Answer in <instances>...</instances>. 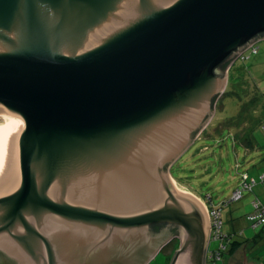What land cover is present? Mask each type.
<instances>
[{
    "label": "water",
    "instance_id": "water-1",
    "mask_svg": "<svg viewBox=\"0 0 264 264\" xmlns=\"http://www.w3.org/2000/svg\"><path fill=\"white\" fill-rule=\"evenodd\" d=\"M262 39L264 0H0V264H150L174 229L205 264L170 170Z\"/></svg>",
    "mask_w": 264,
    "mask_h": 264
},
{
    "label": "rangeland",
    "instance_id": "rangeland-1",
    "mask_svg": "<svg viewBox=\"0 0 264 264\" xmlns=\"http://www.w3.org/2000/svg\"><path fill=\"white\" fill-rule=\"evenodd\" d=\"M256 46L260 48L259 54L250 59L239 58L228 69V85L213 116L194 144L170 170V177L203 200L209 212L211 203L222 207L223 233L241 244L226 254L225 264H242L245 256L249 263L264 264V238L257 241L254 249L247 245L262 231V228L252 227L247 216L253 212L255 200L264 203V185L258 184L253 192H244L241 201L231 202L243 175L258 176L263 169L256 155L260 152L264 155V39ZM255 93L262 96L261 104L240 118L242 105L248 103ZM0 124L6 125L2 115ZM245 134L250 141L248 145L240 141ZM249 145H254V149ZM180 242L179 238H172L150 264H170ZM212 245L216 247V243Z\"/></svg>",
    "mask_w": 264,
    "mask_h": 264
},
{
    "label": "built area",
    "instance_id": "built-area-1",
    "mask_svg": "<svg viewBox=\"0 0 264 264\" xmlns=\"http://www.w3.org/2000/svg\"><path fill=\"white\" fill-rule=\"evenodd\" d=\"M258 46L252 45L241 53L238 57L241 59H249L251 56L258 54ZM238 58V59H239ZM237 59V60H238ZM248 175L243 176V182L239 189L234 191L232 195L231 202H238L243 198V192L251 190L252 185L255 181L252 179L250 183L247 182ZM260 181L264 182V175L260 177ZM210 243L206 253V264H223L225 253L228 249V244L230 242L229 237L223 234V221L221 218V208H212L210 212ZM247 221H249L254 228L264 226V206L259 201L253 202V212L247 216ZM212 243H218L217 248L211 246Z\"/></svg>",
    "mask_w": 264,
    "mask_h": 264
},
{
    "label": "trees",
    "instance_id": "trees-1",
    "mask_svg": "<svg viewBox=\"0 0 264 264\" xmlns=\"http://www.w3.org/2000/svg\"><path fill=\"white\" fill-rule=\"evenodd\" d=\"M258 48H259V46H258ZM259 52H260V48H259ZM259 52H258V54H259ZM257 55V54H256ZM254 56V55H253ZM250 59V58H249ZM231 63H232V61H228V62H226L222 67H221V69H220V74H221V76H223V75H225V73L227 72V70L229 69V67H230V65H231ZM218 101V96L214 99V111H215V109H216V102ZM261 102H262V96L260 95V94H258V93H255V96L248 102V103H246V104H243L242 105V108H241V112H240V118H242V116L243 115H245V114H247V113H249L251 110H253L255 107H257L258 105H260L261 104ZM264 129V128H263ZM199 133V131L195 134V136L197 135ZM246 135L247 134H245V136L244 137H242V138H240V141H244L245 142V144L246 145H248V144H250V141L248 142V140L249 139H246ZM250 146V149H254V145H249ZM245 174H247L248 175V179H247V182L248 183H250L251 182V180L253 179L254 181H255V184H253L252 185V189L251 190H248V191H245V192H253L254 191V188H255V186L256 185H258V184H264V182H261L260 181V177L261 176H263V175H261V176H259V177H257V178H255V177H252V176H250L249 175V173H245ZM244 174V175H245ZM243 175V176H244ZM242 181L240 182V186H241V183L243 182V177H242V179H241ZM239 189V188H238ZM244 193V192H243ZM241 201V200H240ZM256 201V200H255ZM239 202V201H238ZM263 206H264V204H263ZM216 206H214L212 203H211V209L212 208H215ZM216 208H221L222 209V207H216ZM249 222V221H248ZM250 223V222H249ZM251 224V223H250ZM252 225V224H251ZM253 227V226H252ZM257 228H262V231H261V233L259 234V235H257L258 237L254 240V241H249V242H247V244H250V246H251V248H253V247H255V245H256V243H257V241H260L261 239H263L262 237H263V234H264V226H260V227H257ZM163 229V226H157V227H155V231L156 232H159V231H161ZM223 230V229H222ZM173 233L175 234V235H179V231H178V229H174L173 230ZM224 234V233H223ZM225 235V234H224ZM225 236H227V237H229V239H230V242H229V244H228V249H227V252L225 253V256H226V254H230L231 252H232V250H233V247L234 246H237V245H241V244H237V243H235L234 241H233V237L232 236H230V235H225ZM253 245V246H252ZM211 246L213 247V245L211 244ZM218 247V243H216V247L215 248H217ZM229 247H230V249H229ZM253 251V250H252ZM225 256H224V258H225Z\"/></svg>",
    "mask_w": 264,
    "mask_h": 264
},
{
    "label": "crops",
    "instance_id": "crops-1",
    "mask_svg": "<svg viewBox=\"0 0 264 264\" xmlns=\"http://www.w3.org/2000/svg\"><path fill=\"white\" fill-rule=\"evenodd\" d=\"M256 157H257V159H259L260 161H261V164H260V166L262 165L263 166V169H264V155H263V152H260V154H258L257 153V155H256ZM263 169H261L259 172H258V176H252V177H255V178H257V177H259V176H261V175H263L264 174V170ZM257 172V171H256ZM250 175V174H249ZM251 176V175H250ZM264 185V184H263ZM257 186V185H256ZM243 199V198H242ZM262 204H264L262 201H260ZM262 238H264V234H263V237ZM247 245H249V244H247ZM253 246V245H252ZM248 248L250 249L251 248V246H248ZM229 249H230V247H229ZM253 249H254V247H253ZM226 258V257H225ZM224 258V261H223V264H225L226 263V259ZM245 258H246V262L247 263H249V259L247 258V256H245ZM244 258V259H245ZM244 263V261L242 262V264Z\"/></svg>",
    "mask_w": 264,
    "mask_h": 264
},
{
    "label": "flooded vegetation",
    "instance_id": "flooded-vegetation-1",
    "mask_svg": "<svg viewBox=\"0 0 264 264\" xmlns=\"http://www.w3.org/2000/svg\"><path fill=\"white\" fill-rule=\"evenodd\" d=\"M163 231H166V233H169V231H171V229L170 228H168V227H164L161 231H160V233H162ZM172 238H176V235L174 234L173 235V237ZM163 248V247H162ZM162 248L160 249V251H162ZM180 248V247H179ZM179 248H178V250H179ZM177 250V251H178ZM176 251V252H177ZM175 255V254H174ZM174 257V256H173ZM173 257H172V259H173ZM172 261V260H171ZM170 264H171V262H170ZM205 264H206V259H205Z\"/></svg>",
    "mask_w": 264,
    "mask_h": 264
},
{
    "label": "bare ground",
    "instance_id": "bare-ground-1",
    "mask_svg": "<svg viewBox=\"0 0 264 264\" xmlns=\"http://www.w3.org/2000/svg\"><path fill=\"white\" fill-rule=\"evenodd\" d=\"M5 119V118H4ZM6 120V119H5Z\"/></svg>",
    "mask_w": 264,
    "mask_h": 264
}]
</instances>
